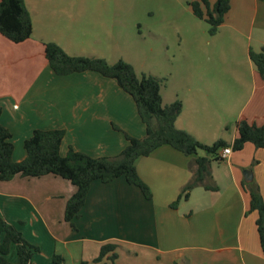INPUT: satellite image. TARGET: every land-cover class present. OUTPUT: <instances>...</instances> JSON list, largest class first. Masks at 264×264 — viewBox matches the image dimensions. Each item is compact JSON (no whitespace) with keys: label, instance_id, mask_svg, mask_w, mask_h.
Returning <instances> with one entry per match:
<instances>
[{"label":"crops","instance_id":"1","mask_svg":"<svg viewBox=\"0 0 264 264\" xmlns=\"http://www.w3.org/2000/svg\"><path fill=\"white\" fill-rule=\"evenodd\" d=\"M24 3L32 21L31 38L13 44L0 35V124L11 134L13 160H24L23 144L34 130H63L61 156L71 148L92 158L115 157L127 145L123 133L142 138L145 127L135 103L116 81L94 72L64 77L52 73L43 44L55 40L34 18L43 3ZM219 28L248 36L260 50L264 47V0H230ZM249 50L255 49L249 45L247 57ZM248 60L244 80L237 73L246 91L241 105L237 104L235 112L231 106L220 105L219 109L224 117L233 111L237 124L244 121L260 127L264 125V81ZM219 76L194 89L184 86L188 99L180 100L182 110L175 121L177 129L206 145L214 133H207L199 109L211 106L203 107L200 99L189 97L197 90L200 95L211 90L220 96L231 93L234 87L225 84L223 74ZM186 104L191 108L187 114ZM189 114L196 118L191 120ZM236 137L237 125L222 140L231 144ZM203 156L199 152L185 156L164 145L138 158L134 167L151 194L149 200L122 177L106 184L94 181L79 216L72 221L74 229L64 220L65 205L76 191L69 181L54 175L16 176L0 181V217L38 248L32 255L33 264H51L55 255L64 264H264L257 214L249 211L244 186L255 182L264 200V148L247 143L225 160L212 161L208 184L217 190L196 187L188 199L172 208L191 179L194 159ZM246 171L252 173L251 182L244 181ZM105 245L114 246L113 252L95 262ZM112 253L116 255L113 263L109 260ZM8 259L17 263L13 248Z\"/></svg>","mask_w":264,"mask_h":264},{"label":"trees","instance_id":"2","mask_svg":"<svg viewBox=\"0 0 264 264\" xmlns=\"http://www.w3.org/2000/svg\"><path fill=\"white\" fill-rule=\"evenodd\" d=\"M189 5L192 14L208 24V34L213 36L230 9V0H193ZM32 29L31 17L24 0H0L2 37L13 44H20L31 38ZM43 53L50 70L56 76L94 72L116 81L118 87L134 101L138 117L145 127L142 138L123 133L127 145L119 155L99 158H92L71 148L65 156H61L63 130H34L24 141V160L15 162L12 158L11 134L0 124V181L8 182L16 176L39 178L46 175L69 181L76 191L65 205L64 220L71 223L73 229L72 221L79 216L90 185L94 181L106 184L122 177L127 184L139 188L145 199L149 200L151 194L138 177L134 162L140 157H147L158 147L167 145L185 156L204 153L203 157L194 159L191 179L171 204L172 208L181 200L188 199L190 191L196 187L217 190V187L208 184L211 181L209 166L212 161L221 162L219 153L222 149L231 147L232 151L237 152L247 143L256 149L264 148V125L258 127L241 121L237 124V137L231 144L219 139L210 145L200 143L189 133L177 129L175 121L181 113L182 102L176 99L168 105H163L160 93L163 79L146 74L138 76L133 66L124 60L109 64L103 58L70 56L53 42L43 44ZM248 57L264 81V47L259 52L249 50ZM114 128L117 129L115 126ZM244 186L249 194V211L257 214L256 227L264 255V200L255 182ZM12 248L17 257L16 264H33L32 255L38 248L27 243L13 225L0 217V264H13L8 259ZM113 250L112 245L103 246L95 262L101 261ZM115 259L116 255L112 253L109 260L113 263ZM51 264H64V260L55 255Z\"/></svg>","mask_w":264,"mask_h":264},{"label":"rangeland","instance_id":"3","mask_svg":"<svg viewBox=\"0 0 264 264\" xmlns=\"http://www.w3.org/2000/svg\"><path fill=\"white\" fill-rule=\"evenodd\" d=\"M192 1L41 0L40 15L34 18L38 27L55 40L53 43L70 56L103 58L109 64L121 59L132 65L138 76L163 79V105L187 100L189 93L184 86L194 89L206 85L210 77L223 74L225 84L234 87L231 93L220 96L211 90L203 92L207 93L205 97L197 90L189 97L200 99L203 107L206 103L211 106L199 111L207 133H214L206 140L212 144L237 125L233 111L224 117L219 107L231 106L235 112L237 104L241 105L246 91L237 73L244 80L249 45L254 52L261 49L257 50L248 36L234 35L225 28H218L210 36L208 24L192 14ZM184 111L191 112L188 104Z\"/></svg>","mask_w":264,"mask_h":264},{"label":"built area","instance_id":"4","mask_svg":"<svg viewBox=\"0 0 264 264\" xmlns=\"http://www.w3.org/2000/svg\"><path fill=\"white\" fill-rule=\"evenodd\" d=\"M232 150L230 147H226L224 149H222L219 153V159L225 160L230 154H231Z\"/></svg>","mask_w":264,"mask_h":264},{"label":"water","instance_id":"5","mask_svg":"<svg viewBox=\"0 0 264 264\" xmlns=\"http://www.w3.org/2000/svg\"><path fill=\"white\" fill-rule=\"evenodd\" d=\"M244 181L245 182H251L252 181V173H251V171H246L244 173Z\"/></svg>","mask_w":264,"mask_h":264}]
</instances>
